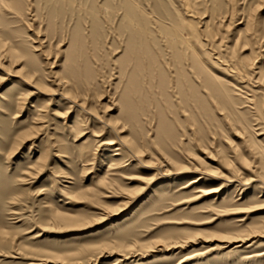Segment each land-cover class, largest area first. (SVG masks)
I'll use <instances>...</instances> for the list:
<instances>
[{
	"label": "rangeland",
	"instance_id": "obj_1",
	"mask_svg": "<svg viewBox=\"0 0 264 264\" xmlns=\"http://www.w3.org/2000/svg\"><path fill=\"white\" fill-rule=\"evenodd\" d=\"M125 1L0 0V264H264V0Z\"/></svg>",
	"mask_w": 264,
	"mask_h": 264
},
{
	"label": "bare ground",
	"instance_id": "obj_2",
	"mask_svg": "<svg viewBox=\"0 0 264 264\" xmlns=\"http://www.w3.org/2000/svg\"><path fill=\"white\" fill-rule=\"evenodd\" d=\"M121 1V0H120ZM127 1V0H126ZM125 1V2H126ZM131 2V5H134L135 6V8H136V6H137V2L135 3V0L133 1V0H130ZM155 1V0H154ZM166 1H168L169 2V6L171 7V9L170 10H168L167 9V7H166V5H164L165 7H166V9L165 8H163V5H162V10H160V7H157L156 9V11L158 12V9L161 11V13L160 12H158V13H156V11H155V13L156 14H159V16L163 19V20H165V21H168L169 22V29L170 30H172V31H177V30H180L181 28H184V29H186V30H188V34L189 35H191V33H190V31L192 30V22H191V19L190 18H188V17H192L193 15H198L199 17H201V16H203V14H202V12L200 11V9H199V5H200V0H188L187 1V3H185V5H187L188 7H187V9L185 8V6H184V4L182 3V1L181 0H166ZM233 1V0H232ZM119 2V1H118ZM142 1H140L139 2V5H141L140 3H141ZM157 2V1H156ZM123 3V2H122ZM164 3V2H163ZM119 4V3H118ZM157 4H159L158 2H157ZM123 5V4H122ZM126 5H128L127 3H126ZM124 6H125V4H124ZM129 6V5H128ZM128 6H126V8L128 7ZM156 5H154V6H152V7H155ZM131 6H129L128 7V9H126L127 10V12L128 13H130V15H131V12L133 11V6L130 8ZM143 8H145V7H143ZM123 9H125L124 7H123ZM138 9V8H137ZM147 9H149L148 7H147ZM154 9V8H153ZM146 10V9H145ZM155 10V9H154ZM136 12V11H135ZM134 12V13H135ZM125 13V12H124ZM139 14V13H138ZM143 14V13H142ZM130 15H128V16H130ZM135 15H137V14H132V16H130L131 17V21H132V24H133V21H135V19L133 18ZM145 15L143 14V17H144ZM153 16V15H152ZM130 17H128V20L130 19ZM205 17V16H204ZM204 17H201V20H202V18H204ZM230 18H229V20H228V22H227V24H223V21H220L219 22V24L217 25V26H215L214 28H210V26H209V23H208V21L209 20H202V26H203V30L202 29H200V30H202V32H207V34H209V37H212V39H216V40H218L219 42H222V39H223V33H222V28L223 27H228V26H230L231 24H232V17H233V12L230 14V16H229ZM126 18V17H125ZM135 18H136V16H135ZM148 18V17H147ZM127 19V18H126ZM134 19V20H133ZM137 19V18H136ZM144 20H145V17H144ZM157 20V19H156ZM149 21V20H148ZM130 21H128V23H129ZM136 22V21H135ZM153 22V21H152ZM128 23H127V26L129 27V30H130V27H132V26H129L128 25ZM138 23V22H137ZM130 24H131V22H130ZM161 24V23H160ZM136 24L134 23V25H133V27L135 26ZM147 25V24H146ZM141 26H143V25H141ZM245 26L248 28V30H250L249 32H248V34H247V37L245 38V40L248 42V45L249 46H253L254 45V36H253V34L251 33V27L253 28L254 26H253V16H252V14L250 13V14H248V16H247V18H245ZM136 27V26H135ZM134 27V28H135ZM159 27V26H158ZM131 29H133V28H131ZM135 30V29H134ZM253 31H254V29H252ZM131 31V30H130ZM136 31V30H135ZM138 31V30H137ZM133 32V31H132ZM134 33V32H133ZM201 33V32H200ZM203 34V33H202ZM204 36V35H203ZM184 38V37H183ZM209 39V38H208ZM238 40V39H237ZM209 41V40H208ZM246 45V44H245ZM244 50V49H243ZM50 54V53H49ZM253 51L252 50H250V54L249 55H247L246 57H245V60L248 62V64L250 65V66H252L253 65V62L251 61V60H253ZM50 78H53L52 80H51V82L52 83H55V85H56V88L58 87H60L61 85H62V81L60 82H58V80H56V79H54V77H51L50 76ZM27 80V79H26ZM32 81V80H31ZM57 88V89H58ZM64 88V87H63ZM61 90V89H60ZM67 93L69 94H71V91H67ZM87 97H89V96H87ZM100 100V99H99ZM71 101H73V103H75V104H77L79 107H82L83 108V110L85 111V113H87V114H91L87 109H86V107H87V104H88V99L85 97L84 98V96H83V98L81 97H79V95H77V94H75V95H73L72 94V100ZM43 107H45V106H43ZM90 110H92V108L93 107H88ZM95 108V107H94ZM70 110V109H69ZM66 116V115H65ZM66 122V121H65ZM107 125H108V123H107ZM71 128H74L75 130H76V135H78V136H81L82 134H83V129H81L80 128V124L78 123V122H76V121H72V124H71ZM77 136V137H78ZM105 145H107V148H109V152L112 154V157H111V159H110V161H109V164L111 165V163L110 162H113L114 160H117L118 158H120V157H122V150H121V144H117L116 143V141H115V139L113 138L112 139V141L110 142H107ZM114 146H116V148L114 147ZM118 156V157H117ZM41 157V159L43 158V156H40ZM182 169H184V168H182ZM198 169V168H197ZM198 172V171H197ZM201 173V172H200ZM203 173H201V175H202ZM193 182H197V180L195 179V181H193ZM229 182H231V181H229ZM221 186V185H220ZM182 189V188H181ZM221 189V188H220ZM218 190H219V188L218 189H216V190H214V191H212V192H210V193H213V194H215L216 195V197H217V195H218ZM205 193V192H204ZM208 194V193H207ZM122 204H124V203H122ZM124 205H126V204H124ZM123 205V206H124ZM122 207V206H121ZM253 233V232H252ZM239 241H243L242 239H237V240H235V242H239ZM31 264H34V263H31Z\"/></svg>",
	"mask_w": 264,
	"mask_h": 264
}]
</instances>
